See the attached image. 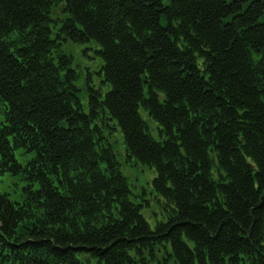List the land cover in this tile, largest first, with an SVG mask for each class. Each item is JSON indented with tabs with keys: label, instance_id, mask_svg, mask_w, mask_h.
Masks as SVG:
<instances>
[{
	"label": "trees",
	"instance_id": "trees-1",
	"mask_svg": "<svg viewBox=\"0 0 264 264\" xmlns=\"http://www.w3.org/2000/svg\"><path fill=\"white\" fill-rule=\"evenodd\" d=\"M67 41L97 45L104 93ZM112 122L154 170V226ZM7 171L0 264H264V0H0Z\"/></svg>",
	"mask_w": 264,
	"mask_h": 264
},
{
	"label": "rangeland",
	"instance_id": "rangeland-1",
	"mask_svg": "<svg viewBox=\"0 0 264 264\" xmlns=\"http://www.w3.org/2000/svg\"><path fill=\"white\" fill-rule=\"evenodd\" d=\"M96 48L97 45L93 41H89L84 44L67 41L63 44V49L65 51L67 49H71L73 51V57L75 58V62L77 64L76 68L78 70L82 68V71L79 74V80L75 83L76 86H83L85 78L90 80L88 82L90 86L102 88V93H104V87H100V76L96 74L97 70L100 69V64H102V60L95 53ZM78 94L81 102L86 104L85 87L84 90L79 91ZM141 113L145 121L150 126L151 132L155 135V126L157 123L146 114L145 110L141 109ZM113 123L114 122L110 123L111 129L105 130V134H107L108 131L111 132L109 139L114 147L121 170L128 177L133 193L138 197L143 196L145 199L143 202L144 207L141 211L150 225L154 226V214L159 212L157 199H160L159 196L156 197V193L152 190V179L155 175L154 170L137 159L127 156L122 132L118 125L114 128ZM14 154L21 164H25L29 158L28 153L22 154V149H16ZM24 184L25 182L20 174H13L10 171L0 174V193L8 194L9 198L13 200H21Z\"/></svg>",
	"mask_w": 264,
	"mask_h": 264
},
{
	"label": "flooded vegetation",
	"instance_id": "flooded-vegetation-1",
	"mask_svg": "<svg viewBox=\"0 0 264 264\" xmlns=\"http://www.w3.org/2000/svg\"><path fill=\"white\" fill-rule=\"evenodd\" d=\"M80 71L82 70V68L79 69Z\"/></svg>",
	"mask_w": 264,
	"mask_h": 264
}]
</instances>
